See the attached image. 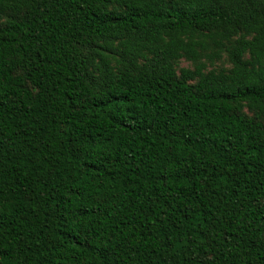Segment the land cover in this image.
Masks as SVG:
<instances>
[{
  "label": "trees",
  "instance_id": "1",
  "mask_svg": "<svg viewBox=\"0 0 264 264\" xmlns=\"http://www.w3.org/2000/svg\"><path fill=\"white\" fill-rule=\"evenodd\" d=\"M0 264H264V0H0Z\"/></svg>",
  "mask_w": 264,
  "mask_h": 264
},
{
  "label": "rangeland",
  "instance_id": "2",
  "mask_svg": "<svg viewBox=\"0 0 264 264\" xmlns=\"http://www.w3.org/2000/svg\"><path fill=\"white\" fill-rule=\"evenodd\" d=\"M190 63H188L187 61L182 60L181 62V67H189Z\"/></svg>",
  "mask_w": 264,
  "mask_h": 264
}]
</instances>
